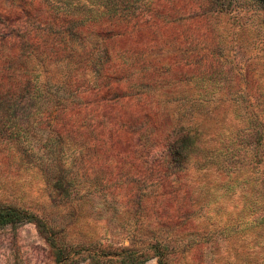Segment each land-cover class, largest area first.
<instances>
[{"label":"rangeland","instance_id":"rangeland-1","mask_svg":"<svg viewBox=\"0 0 264 264\" xmlns=\"http://www.w3.org/2000/svg\"><path fill=\"white\" fill-rule=\"evenodd\" d=\"M0 204V264H264L261 2L0 0Z\"/></svg>","mask_w":264,"mask_h":264},{"label":"trees","instance_id":"trees-1","mask_svg":"<svg viewBox=\"0 0 264 264\" xmlns=\"http://www.w3.org/2000/svg\"><path fill=\"white\" fill-rule=\"evenodd\" d=\"M261 2L264 8V0H258ZM164 154V153H163ZM161 153L160 155L163 156ZM33 218V215L26 210L13 206V205H2L0 204V227L21 223ZM148 259V256H130L125 259L122 264H144ZM158 264H163L161 257L158 260Z\"/></svg>","mask_w":264,"mask_h":264}]
</instances>
